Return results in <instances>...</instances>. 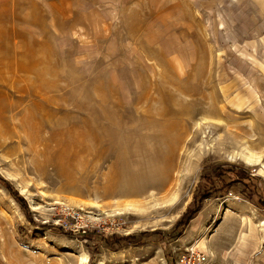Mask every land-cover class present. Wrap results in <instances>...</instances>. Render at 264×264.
I'll list each match as a JSON object with an SVG mask.
<instances>
[{
	"label": "rangeland",
	"instance_id": "rangeland-1",
	"mask_svg": "<svg viewBox=\"0 0 264 264\" xmlns=\"http://www.w3.org/2000/svg\"><path fill=\"white\" fill-rule=\"evenodd\" d=\"M251 133L264 138V0H0V264H175L205 233L213 264H264V202L242 183L176 230L205 167L264 180V154L230 158ZM241 215L258 230L244 252ZM92 231L142 240L96 254Z\"/></svg>",
	"mask_w": 264,
	"mask_h": 264
},
{
	"label": "trees",
	"instance_id": "trees-1",
	"mask_svg": "<svg viewBox=\"0 0 264 264\" xmlns=\"http://www.w3.org/2000/svg\"><path fill=\"white\" fill-rule=\"evenodd\" d=\"M239 183L244 184L245 192L251 195L256 193L264 202L263 178L254 176L248 170L239 166L226 165L219 166L216 169L205 167L201 180L196 188L193 201L189 204L187 210L176 224V230L179 236L185 232L190 222L198 217V209L206 199H209L214 193L219 191L222 192L221 197H224L228 195L233 185ZM6 186L15 200L21 205L26 215L30 217V211L25 199L14 189L13 185L6 183ZM249 198H251V196H249ZM157 234H161V232L143 233L142 237H149ZM84 237L94 244L96 254L100 252V248L103 246L112 251H119L124 249L126 245H138L142 240L139 238L140 236L137 235L123 236L115 234L112 236H104L96 231H92Z\"/></svg>",
	"mask_w": 264,
	"mask_h": 264
},
{
	"label": "bare ground",
	"instance_id": "bare-ground-1",
	"mask_svg": "<svg viewBox=\"0 0 264 264\" xmlns=\"http://www.w3.org/2000/svg\"><path fill=\"white\" fill-rule=\"evenodd\" d=\"M184 110L186 111L187 109L180 108L178 110H175V112L178 111V113L183 114ZM218 114H219V111L217 109L211 108L207 116L204 118L210 119L212 117L218 116ZM239 133H242V135H246V132H243V131ZM254 137H255V134L253 133H251L250 135L246 137L247 139L244 141V144L242 146L243 151H234L232 154H230L231 161L242 160L251 167H256L260 165L262 155L264 154V138L262 139V141L256 142L253 139ZM176 152L177 151L175 149V141L174 139H171V144H170L169 150L167 151V157L170 158V160L171 159L173 160V157L176 155ZM168 168L169 167L166 165V167L162 169L163 174H166L165 172L168 170ZM159 184L160 185L158 189L165 188L169 184L168 178L164 177ZM130 193L136 194L135 191H131ZM168 196L167 195L164 196L163 202L175 204L178 202V199H179V191L175 190ZM152 197L153 198L156 197L155 192L152 193ZM126 206H127L126 207L127 211L131 210L134 212H141L143 211L145 204L143 203L128 204ZM226 209H224V214L222 216V219L227 222L232 216V211L229 208H226ZM199 221H200V217H197L194 220H192L194 232H196L194 229L198 227ZM246 226H247V230L244 229V227L246 228ZM209 235L205 237L206 233L202 234V237L199 238L198 242L196 243V247L204 251L205 253H207L210 257V264H213L215 263L214 260H216L218 257L219 248H218V245L214 243V239H213L217 234H213V235L211 234L212 236L211 235L209 236ZM188 236H190V233L188 234ZM235 236H238L237 247L239 248V251H242V252L246 251L247 249H250V247H253L258 242L257 227L251 222H248V219L245 215H241V220H238L235 223V226L233 228V234H232L233 240L235 239ZM208 237H210L209 240L207 239ZM119 253H123V252H119ZM114 254H117V253H114ZM88 262H89V255L86 252H82L81 264H88ZM133 264H136V263H133ZM142 264H159V263L157 262L156 258L153 257ZM235 264H242V259H239L238 257V260L235 262Z\"/></svg>",
	"mask_w": 264,
	"mask_h": 264
},
{
	"label": "built area",
	"instance_id": "built-area-1",
	"mask_svg": "<svg viewBox=\"0 0 264 264\" xmlns=\"http://www.w3.org/2000/svg\"><path fill=\"white\" fill-rule=\"evenodd\" d=\"M179 260L175 261V264H209L210 257L204 251L197 247L193 249L184 250V253L178 257Z\"/></svg>",
	"mask_w": 264,
	"mask_h": 264
}]
</instances>
